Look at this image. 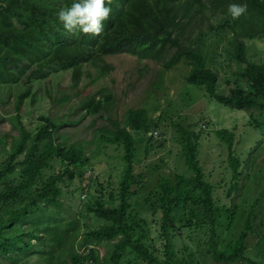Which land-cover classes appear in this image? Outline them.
Wrapping results in <instances>:
<instances>
[{"label":"trees","instance_id":"16d2710c","mask_svg":"<svg viewBox=\"0 0 264 264\" xmlns=\"http://www.w3.org/2000/svg\"><path fill=\"white\" fill-rule=\"evenodd\" d=\"M73 0H4L0 3V78L18 80L25 72L24 65L32 64L26 76L25 89L15 102L17 111L24 98L32 101L31 77L41 75L55 64L71 71L72 87L76 88L84 65L97 66L103 56L127 53L139 60L150 59L170 69L181 62L189 65L188 83L203 88L218 103L249 114L248 125L259 131L254 148H249V166L243 174L240 152L236 150V131L219 129L217 137L227 150L230 179L217 184L206 179L197 160L198 135L183 132L184 166L188 175L179 174L171 184L167 178L158 183L157 233L147 220L128 210V197L141 174L133 173L134 139L129 130L112 121L111 128L99 135V140L121 144L124 149V168L118 182L116 205L96 201L85 203L93 221H104L98 228L85 232L75 248L80 229L77 220L65 211L62 195L68 193L61 185L70 186L76 179L85 178L90 157L82 146L68 144L59 133L65 125L74 124L48 115L39 116L35 131L26 129L20 115H14L19 127L15 147L7 152L0 168V183L16 169L17 178L8 180L0 190V264H28L31 256L41 264H88L97 260L96 246L110 242L109 261L133 256L147 264H183L174 250L178 240L189 261L195 250L206 252L223 264H264L263 260L247 256L249 239L256 238L255 246L264 242V65L247 57L245 39L264 35V0H113L112 14L105 21V29L93 37L82 32L69 34L58 19L63 7ZM247 4L248 11L238 19L228 13L229 4ZM211 19L215 23H211ZM207 21L206 31L192 36V28ZM230 32V36L227 35ZM227 35L233 59L238 64L233 78H228V91L218 90L219 73L216 64L210 65L205 55L204 42ZM109 100V99H108ZM107 100V101H108ZM62 98L60 102H65ZM91 113L103 103L93 98L84 100ZM126 122L134 131H147L145 114L130 110ZM15 127V124L13 125ZM81 188V187H80ZM75 190H71L73 194ZM112 194V193H111ZM112 201L110 195L109 200ZM81 205V202L78 204ZM75 207L77 205L75 204ZM153 215L156 211L153 210ZM234 223L239 230L219 246V220ZM154 222V220H153ZM148 227L143 229L142 226ZM148 234L151 244L143 239ZM261 241H260V240ZM161 242L156 246L157 241ZM189 243H188V241ZM163 254L160 256L158 249ZM180 251V250H178ZM259 257V255H258ZM264 258V254L261 255Z\"/></svg>","mask_w":264,"mask_h":264},{"label":"rangeland","instance_id":"374dc122","mask_svg":"<svg viewBox=\"0 0 264 264\" xmlns=\"http://www.w3.org/2000/svg\"><path fill=\"white\" fill-rule=\"evenodd\" d=\"M4 0H0V3ZM212 24L214 19L210 20ZM207 21L192 28L194 37L199 30L206 31ZM205 40V55L210 65L216 64L219 73L218 90L228 91V78H233L238 64L233 59L230 47L226 43L227 35ZM247 57L252 62L264 65V35L254 39H245ZM32 64H25V72L18 80L13 78H0V168L3 165L7 152L15 147L18 139L19 127L14 115H20L19 122L28 130L35 131L40 125L39 116L48 115L68 123L59 131L68 144L76 143L83 147L90 157V165L85 178L75 180L70 186H63L68 193L61 196L65 202V211L77 220L80 234L75 242L78 247L85 232L98 228L104 221L91 218L85 209V203L93 204L102 200L108 205H116L118 182L124 168V149L121 144L113 140H99V135L111 128V122H119L125 127L134 139L133 173L141 174L140 181L131 188L132 194L128 197L129 208L138 213L141 220H147L152 228V234L157 233L160 213L158 212V183L167 178L171 184L176 182L179 174L188 175L184 166L183 132H194L198 137L197 160L203 167L206 179L217 184L230 179V168L226 146L216 135L219 129L236 131V150L240 152L241 170L243 174L249 166L248 149L254 148L259 139V131L248 125L249 114L255 110H242L227 107L218 103L203 88L196 87L186 80L189 65L184 62L166 70L161 63L150 59L139 60L136 56L127 53L103 56L97 66L84 65L79 84L72 87L70 70H64L58 65L48 67L41 75L31 77L30 92L35 94L34 101L30 97L23 99L19 109L15 111V102L18 95L25 89V79ZM65 98V102H60ZM89 98L100 100L103 105L95 113H91L87 105L81 103ZM109 99V100H108ZM108 100V101H107ZM130 110L142 111L146 123L150 125L147 131H134L126 122ZM15 124V127L13 125ZM264 153L259 154L256 165H261ZM18 170L12 172L7 179L0 183V190L8 180L17 178ZM13 177V178H12ZM81 187V188H80ZM71 190H75L70 194ZM112 193V194H111ZM110 195L112 201H108ZM79 202L81 205L79 206ZM264 209V193L262 195ZM75 204L77 207H75ZM153 210L156 211L153 215ZM219 220L218 236L219 246L225 240L238 232L239 226L233 228L229 220ZM154 220V222H153ZM142 226L147 229L148 225ZM264 231V227H263ZM260 240V239H259ZM146 244H151L148 237H144ZM188 241V240H187ZM261 241V240H260ZM247 256L264 261V242L255 246L256 238L249 239ZM189 243V241H188ZM158 240L156 246H160ZM183 242L180 239L175 245L183 264L189 261L188 252L182 251ZM195 253L192 264H223L206 252ZM160 256L163 254L157 247ZM112 250L110 242H103L96 246L97 260L88 264H112L109 255ZM180 250V251H178ZM259 255V257H258ZM28 264H41L37 257L31 256ZM118 264H147L145 261L133 256L121 259Z\"/></svg>","mask_w":264,"mask_h":264},{"label":"clouds","instance_id":"9594fccd","mask_svg":"<svg viewBox=\"0 0 264 264\" xmlns=\"http://www.w3.org/2000/svg\"><path fill=\"white\" fill-rule=\"evenodd\" d=\"M112 3L113 0H73L70 7L59 10L58 19L69 34L79 31L96 37L103 33L104 22L111 17ZM227 11L235 20L248 11V5L231 3Z\"/></svg>","mask_w":264,"mask_h":264}]
</instances>
